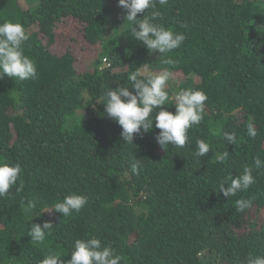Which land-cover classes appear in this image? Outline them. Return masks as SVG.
Returning a JSON list of instances; mask_svg holds the SVG:
<instances>
[{
    "label": "trees",
    "instance_id": "obj_1",
    "mask_svg": "<svg viewBox=\"0 0 264 264\" xmlns=\"http://www.w3.org/2000/svg\"><path fill=\"white\" fill-rule=\"evenodd\" d=\"M161 10L157 22L187 37L165 56L131 36L117 0H0V23L24 24L25 55L37 65L34 79H0V160L23 168L21 190L18 181L0 198V264H39L49 251L67 260L75 239L93 236L122 253L121 264H242L249 252L264 255V222L251 216L264 209V168H253L246 192H219L229 173L264 160V0H168ZM82 63L94 68L80 71ZM138 68L171 70L170 96L181 88L207 94L204 120L183 148H162L155 126L127 144L107 117L106 92L130 87ZM166 107L175 112L171 101ZM249 120L255 138L247 136ZM224 131L239 142L224 141ZM197 139L211 146L199 159ZM224 151L229 159L218 163ZM136 159L139 175L130 167ZM73 192L88 197L78 213L51 212ZM31 198L41 204L25 213L20 202ZM239 198L251 207L237 211ZM45 221L51 234L33 243L31 223Z\"/></svg>",
    "mask_w": 264,
    "mask_h": 264
},
{
    "label": "clouds",
    "instance_id": "obj_2",
    "mask_svg": "<svg viewBox=\"0 0 264 264\" xmlns=\"http://www.w3.org/2000/svg\"><path fill=\"white\" fill-rule=\"evenodd\" d=\"M167 4L168 0H117V6L123 10L122 19L131 26V36L146 47L150 55L158 52L160 56H165L179 49L187 38L184 33L176 32L157 22L163 20L164 12L161 8ZM157 5L161 7L158 8ZM140 13H144L142 19L137 18ZM29 39V33L23 23L9 20L0 23V79L6 75L23 82L37 76L36 62L25 55V45ZM165 63L173 65L171 59H166ZM146 66L145 64L144 67ZM174 75L171 70L156 73L141 72L138 68L128 75L130 87L118 86L106 92V102L103 103L105 113L121 127V137L127 144L133 145L136 135L142 136L144 132L151 131L153 126L159 129L155 139L164 149L167 145L183 148L189 143V129L194 125H200L204 120L208 97L203 90L192 88H181L170 96L167 89ZM170 101L175 106L174 113L166 107ZM218 131L213 134H218ZM246 132L250 138L257 136V129L251 120L246 124ZM222 134L224 141L228 143L235 145L239 142L234 131H224ZM195 145L193 155L197 159L204 157L211 149L210 144L204 139H197ZM228 159V151L216 155L218 163ZM130 167L133 174L139 175L142 167L140 159L132 162ZM253 168H264V160L257 157L254 164H245L242 172L235 178L229 173L220 180L219 192L226 198L246 192L255 183ZM22 173L20 163L10 164L8 161L0 160V198L10 196V189L16 187L18 181L20 187H17V192L21 190ZM20 203L24 212L29 214L41 204L35 198L27 201L22 199ZM87 203L86 195L73 192L51 205V212L70 217ZM251 205L252 201L248 199L239 198L235 201V207L239 212H244ZM48 207L44 205L41 208L42 213L49 212L45 210ZM30 219L33 220V217L30 216ZM52 229L53 224L49 221H45L43 225L31 223L27 236L33 243L44 245L46 234L50 235ZM123 259L122 253L111 243L93 236L75 239L70 259H62L60 251H49L39 264H121ZM242 264H264V255L249 252Z\"/></svg>",
    "mask_w": 264,
    "mask_h": 264
},
{
    "label": "rangeland",
    "instance_id": "obj_3",
    "mask_svg": "<svg viewBox=\"0 0 264 264\" xmlns=\"http://www.w3.org/2000/svg\"><path fill=\"white\" fill-rule=\"evenodd\" d=\"M71 23H70V28H71ZM63 38H65V37H63V36H60L59 37V40L56 42V44L54 45L55 47H56V45H57V43L61 40V39H63ZM88 53H90V54H93V53H95L94 51H92V52H90V51H86V53H84V54H82L81 53V55H86V54H88ZM94 67H93V64H91V63H82V64H80V65H78V69L80 70V71H83V70H86V69H93ZM180 78V77H179ZM251 211H252V213H251V216L255 219V220H257L259 223H262V222H264V209H262V210H258L257 208H252L251 209Z\"/></svg>",
    "mask_w": 264,
    "mask_h": 264
}]
</instances>
